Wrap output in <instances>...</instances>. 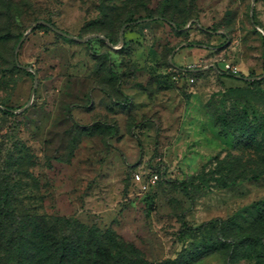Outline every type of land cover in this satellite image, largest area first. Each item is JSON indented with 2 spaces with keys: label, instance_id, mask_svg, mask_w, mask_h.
Returning a JSON list of instances; mask_svg holds the SVG:
<instances>
[{
  "label": "rangeland",
  "instance_id": "rangeland-1",
  "mask_svg": "<svg viewBox=\"0 0 264 264\" xmlns=\"http://www.w3.org/2000/svg\"><path fill=\"white\" fill-rule=\"evenodd\" d=\"M242 110L264 121V0H0V264H31L58 217L150 261L207 241L201 225L264 200V175L180 185L236 143L213 115Z\"/></svg>",
  "mask_w": 264,
  "mask_h": 264
},
{
  "label": "trees",
  "instance_id": "trees-1",
  "mask_svg": "<svg viewBox=\"0 0 264 264\" xmlns=\"http://www.w3.org/2000/svg\"><path fill=\"white\" fill-rule=\"evenodd\" d=\"M147 17L153 16L148 14ZM13 66L24 68L17 61ZM223 75L240 80L246 86L257 84L254 80H245L243 75ZM240 90L232 89L237 93ZM249 117L246 110L234 115L227 111L213 115L220 132L234 135L236 143L231 152L210 158L195 174L181 182L184 194L190 197L199 189L235 187L264 175V121L258 119L256 111ZM107 128H112L113 133L116 131L112 126ZM199 229L206 231L207 241L183 249L174 259L150 261L133 242L124 240L112 228L100 230L73 218L58 217L49 228L34 231L31 264H195L215 253L224 257L225 264L242 260L264 264V200L225 219L205 223Z\"/></svg>",
  "mask_w": 264,
  "mask_h": 264
},
{
  "label": "built area",
  "instance_id": "built-area-1",
  "mask_svg": "<svg viewBox=\"0 0 264 264\" xmlns=\"http://www.w3.org/2000/svg\"><path fill=\"white\" fill-rule=\"evenodd\" d=\"M224 72L229 73L235 77L238 76V71L236 70V68H233L231 65H225ZM155 180H156V177L152 180V182L154 183Z\"/></svg>",
  "mask_w": 264,
  "mask_h": 264
},
{
  "label": "water",
  "instance_id": "water-1",
  "mask_svg": "<svg viewBox=\"0 0 264 264\" xmlns=\"http://www.w3.org/2000/svg\"><path fill=\"white\" fill-rule=\"evenodd\" d=\"M36 26H37V24H34V25L29 29L28 32L32 31L34 28H36ZM59 33H60L61 35H63V36L69 37L68 35H66V34H64V33H62V32H59ZM69 38H72V37H69ZM98 38L102 39L101 36H98ZM122 39H123V37L121 36V41H122ZM86 40H87V39H81L82 42H85ZM32 95H33V91H32ZM29 104H30V102H29V103H28L23 109H21V110H24Z\"/></svg>",
  "mask_w": 264,
  "mask_h": 264
}]
</instances>
